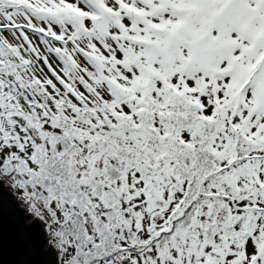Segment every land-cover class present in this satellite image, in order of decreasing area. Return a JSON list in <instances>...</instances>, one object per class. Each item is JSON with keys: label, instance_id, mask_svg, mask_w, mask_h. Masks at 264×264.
I'll use <instances>...</instances> for the list:
<instances>
[{"label": "snow or ice", "instance_id": "obj_1", "mask_svg": "<svg viewBox=\"0 0 264 264\" xmlns=\"http://www.w3.org/2000/svg\"><path fill=\"white\" fill-rule=\"evenodd\" d=\"M0 264H264V0H0Z\"/></svg>", "mask_w": 264, "mask_h": 264}]
</instances>
